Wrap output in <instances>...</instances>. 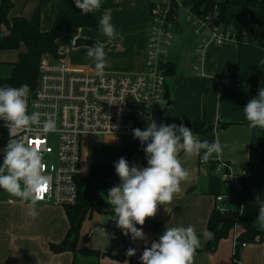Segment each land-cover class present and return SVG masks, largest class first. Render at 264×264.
<instances>
[{
    "label": "crops",
    "instance_id": "0c3cea01",
    "mask_svg": "<svg viewBox=\"0 0 264 264\" xmlns=\"http://www.w3.org/2000/svg\"><path fill=\"white\" fill-rule=\"evenodd\" d=\"M32 1H36V6H33ZM153 4L152 0H101L100 9L95 11L97 20L99 21L105 13H110L111 23L123 37L122 39L117 37L109 42L108 38L99 31L97 32L98 37L93 38L94 41L105 44L106 55L119 59V62L110 68L137 71L134 73L127 72V74L144 72L149 40L150 9ZM186 7L189 15L192 7ZM72 8H76L74 0H18L11 17L23 16L30 19L29 17L40 9L41 31L47 33L52 29L58 14ZM125 11L127 13L123 14ZM253 11L255 13L252 16L251 12ZM250 21L256 30L258 26V11L256 9L250 10ZM186 22L187 24L184 25L176 23L175 26L180 37V47L183 50L198 43V53L205 49L203 54L199 53L202 55L201 69H199V65L195 69H182L177 60L170 58L168 53V61L173 69L167 81V92L171 106L165 116L170 110H173L174 113L178 112L176 111L178 103L188 98L193 87L197 86L193 84L194 80L200 78V83L204 86L211 85L210 82L213 81L216 90L212 91L211 98L208 99V105L210 104L211 107L205 114L208 123L206 125L212 127L213 131L205 136L197 137L201 141L218 139L224 149L227 143L224 141L226 136L230 134L246 136L243 140L244 151L242 156L244 161L241 167L236 166V158L231 153L226 154L223 150L222 162L231 166L233 183H236L245 174L251 147L260 145L263 138L261 142H254L252 138L247 137L250 126L243 108L251 99L250 90L247 85L242 84L238 87L229 77L235 67L239 66L242 72H251L253 78L262 81L264 77V51L253 46L239 47L234 42L236 45L226 46L219 57H215L213 61L210 59L208 63L210 48L216 44L207 39L210 35L207 31V35H203V37L201 33L193 37L189 31L191 27L188 28L190 25L188 19ZM85 30L90 29H79L78 31ZM15 63H12V66ZM81 68H88L96 72L89 64L83 65ZM188 72H192V75L186 76ZM111 74L122 73L114 72ZM202 116L200 110L190 108L177 119L189 122L204 121L201 120ZM224 124H228V127L218 132L217 128ZM108 142L118 144L117 141L111 139ZM228 143L230 145L231 141ZM179 159L182 166L190 171V179L181 182L182 191L175 196L171 204L158 205L156 216L148 218L143 225L149 248L153 241L158 242L159 236L166 230V226L187 227L192 225L198 237L203 240V231L208 230L209 220L213 212L218 207L225 210L229 208L227 207L229 186L216 171L220 161L211 159L207 164H203L199 156L188 158L183 151L179 153ZM229 184L232 185V183ZM253 191L255 199L258 196L262 199L263 186L256 185L253 187ZM219 197H223L224 201L219 202ZM254 203L259 208L255 200ZM36 211L38 215L35 218L30 217L27 214L26 203H21L18 198L0 189V264H53V253L56 254V252L51 247L60 246L63 243L70 228L69 220L62 207L38 203ZM242 233V228L236 227L229 237L218 243L214 252H207L203 249L197 252L194 257V264H234L235 239L239 238ZM246 245V248L242 249L240 253V264H264V243Z\"/></svg>",
    "mask_w": 264,
    "mask_h": 264
},
{
    "label": "built area",
    "instance_id": "2783aa9c",
    "mask_svg": "<svg viewBox=\"0 0 264 264\" xmlns=\"http://www.w3.org/2000/svg\"><path fill=\"white\" fill-rule=\"evenodd\" d=\"M181 1L184 4L186 0ZM179 4L180 0H163L151 7L152 31L146 50V69L142 73H105L100 77L91 69L71 65L62 52H59V59L50 56L42 58L37 88L29 93L28 113H40L42 121L52 116L57 130L47 134L21 131L14 136L15 139H25L29 143L39 141L46 164L45 175L50 180L48 190L39 203L62 208L76 205L77 177H87L90 174L95 161L92 153L96 145L121 148L126 141L136 139L133 136L134 129L144 130L149 117L154 120L162 110L159 109L160 106L169 103L168 47L171 32L177 23L175 13ZM216 20L215 14L199 17L195 12H190L189 22H193L197 35L206 29L212 34L210 42L218 46L236 43L235 33L224 30L222 25L217 28L214 25ZM204 50L199 53L203 54ZM236 85L240 87L242 84ZM5 124L0 119V146H4L11 138ZM109 139L118 144L108 142ZM222 163L226 167L219 172L221 178L236 185L233 183L231 166L226 162ZM132 164L133 162L129 166ZM237 191L240 192L239 187ZM106 194L108 195V191ZM218 201L223 202V197H219ZM107 204L109 229L116 236V245H124L125 256L130 259V264H141L140 256L145 247H148L146 239L134 241L131 234L125 236L112 219V206ZM221 208L218 207L217 210ZM225 211L224 209L222 213ZM135 226L142 227L143 230V226ZM246 246L239 245L237 238L235 239L234 264H240V253ZM129 248L136 249L134 256L126 255Z\"/></svg>",
    "mask_w": 264,
    "mask_h": 264
},
{
    "label": "clouds",
    "instance_id": "9594fccd",
    "mask_svg": "<svg viewBox=\"0 0 264 264\" xmlns=\"http://www.w3.org/2000/svg\"><path fill=\"white\" fill-rule=\"evenodd\" d=\"M74 3L85 15L101 7V0H74ZM111 19V14L105 13L99 20L100 31L109 42L117 37L123 38L115 30ZM87 56L94 61L96 74L103 77L105 68L109 66L105 44L97 42L89 47ZM29 93L27 84L0 88V119L6 122L5 126L11 137L3 150L0 189L18 198L21 203H26L27 214L35 218L38 215L37 204L43 199L50 184L49 177L45 175L46 164L37 141L29 143L25 139H15L14 136L21 131L47 134L55 132L57 128L52 116L42 121L40 113H28ZM243 111L250 127L264 129V87H260L258 96L250 99ZM133 136L141 144L146 143L143 151L147 157V167H130L125 158H119L114 166L120 183L110 188L104 199L112 206V219L116 226L125 236L131 234V239L135 241L146 239L142 227L137 228L135 225L143 226L148 218H154L158 205L171 204L182 191L181 182L190 179V171L182 166L179 159L181 151L188 158L199 156L203 164L211 159L220 161L216 169L218 173L226 166L222 163L223 148L219 140L201 141L183 123L157 125L149 117L147 127L144 130L134 129ZM100 195L103 197V193ZM255 201L259 205L255 223L264 231V200L258 196ZM243 209L241 206V215H244ZM219 211L223 212L224 209ZM214 236L215 233L207 229L203 231L204 242L214 239ZM201 246V240L192 225L166 226L158 242L153 241L150 248L145 247L140 261L141 264H194L197 249ZM135 254L134 248H129L126 252L129 257ZM116 264L119 262L116 261Z\"/></svg>",
    "mask_w": 264,
    "mask_h": 264
},
{
    "label": "trees",
    "instance_id": "16d2710c",
    "mask_svg": "<svg viewBox=\"0 0 264 264\" xmlns=\"http://www.w3.org/2000/svg\"><path fill=\"white\" fill-rule=\"evenodd\" d=\"M18 0H0V50L19 51L22 47L25 52L20 53L18 61L13 65V74L9 79H0V88L6 86L20 87L27 84L30 91H34L38 85L39 65L44 56L59 59L60 47L58 42L79 29H90L99 31V21L96 13L82 14L78 8H72L60 12L55 20L52 29L43 33L41 31V11L38 9L31 19L23 16L11 17ZM185 6H191L192 12L199 17L215 14L217 20L226 31H233L236 35V44L239 47L253 46L264 51V0H196L185 1ZM258 11V26L256 30L250 21V10ZM176 14V13H175ZM5 27L8 34L1 39V30ZM168 76L172 74L173 67L167 66ZM251 72H242L236 66L230 75L235 83L247 85L251 98L258 96L257 90L260 81L252 77ZM193 130L196 136H205L213 131L204 121L189 122L175 120L172 124L180 125ZM228 124L220 125L218 132L226 129ZM213 142V141H209ZM138 139L126 141L124 145L116 150L110 164H104L98 160L94 161L91 172L87 177H77L78 201L76 205L64 208L69 220L70 228L65 240L60 246H52L56 253H62L67 249L69 243L76 241L83 223L92 219L95 214H106L108 204L100 193L107 192L112 186L120 183L115 171V162L123 157L128 162L136 163L139 167H147V157ZM259 164V171H256ZM236 185L229 184L228 210L224 213L215 210L209 220L208 230L215 233L214 239L204 242L201 240L202 249L207 252H214L218 243L229 237L236 228L241 227L242 235L237 238L239 245L264 243V231L256 225L258 208L254 203L253 187L264 186V133L263 141L258 146H252L250 157L246 164L245 174ZM240 188V192L237 188ZM230 202H232L230 204ZM241 206L244 207V215H241ZM83 254H92V251L82 250ZM196 252V253H197Z\"/></svg>",
    "mask_w": 264,
    "mask_h": 264
},
{
    "label": "rangeland",
    "instance_id": "374dc122",
    "mask_svg": "<svg viewBox=\"0 0 264 264\" xmlns=\"http://www.w3.org/2000/svg\"><path fill=\"white\" fill-rule=\"evenodd\" d=\"M163 0H152V2L156 4H160ZM33 6H36V1H32ZM181 4L177 7L176 12V21L180 25L187 24L186 20L190 18V14L188 15V9L185 6V4H182V1L180 0ZM154 5V7H155ZM177 6V5H176ZM191 9V8H190ZM255 11V10H254ZM251 12L252 16L255 12ZM127 13L126 11L123 13ZM29 14V13H28ZM29 17L30 19L32 18ZM190 25H188L190 34L195 37L196 29L193 27V22H189ZM176 26V25H175ZM100 31V30H99ZM94 30H85L79 32L78 30L73 31L72 33L65 36L61 43L65 45V47H62L60 49V52L65 54V59L70 63L77 66H83L88 65L93 67L95 70L94 61L92 58H89L87 56V52L89 48H79L74 49L73 48V40L77 37L84 38V39H90L95 40V36L98 37L99 34ZM151 18H150V24L148 27V33L149 38L151 35ZM206 31L209 32L206 29H203L201 31L202 37L203 35H207ZM8 34L5 27H2L1 30V39L6 37ZM208 40L211 39L212 34L209 32ZM172 38L169 40L170 47H168V53L170 58H174L177 60L179 67L182 69H195L196 66L201 69L200 62L202 60V55L198 53L199 45L198 43L190 45L188 48H182L180 47L179 43V34L176 32L175 27L171 32ZM92 38V39H91ZM107 44V43H106ZM200 44V43H199ZM235 43L232 42V44H226L224 46H217L213 45L210 48V57L209 60L216 57H219V55L222 53L223 48H225L228 45H234ZM236 45V44H235ZM185 47V46H184ZM214 51V52H213ZM25 52V48L22 47L19 51H2L0 50V79H9L12 77L13 74V66L12 63L17 62L19 59L20 53ZM106 60L108 61V65L105 68V72H119L122 74L134 73L137 71H134L133 69H112L110 67H113V65L117 64L119 62V59L117 57L108 56L106 55ZM199 61V64H198ZM210 61V63H212ZM186 72L188 70H185ZM188 74L192 75V72L186 73V76ZM202 73L200 72V75ZM198 80V81H197ZM197 80H194L193 84L197 85L195 88L193 87V91L190 93L188 98L183 99L180 101L177 105L176 111L177 113L172 112L173 110H170L169 113L162 119L161 123L164 124H172L177 119L178 116L186 113L190 108L198 109L201 111V114L203 115L201 117V120H204L207 123V119L205 117V114L207 110H210L211 105H208V99L211 98L212 91L216 88L214 87L215 83L213 81H209L211 85H202L200 82V78ZM226 80V79H225ZM196 81V82H195ZM258 90L260 87H264V77L262 81L259 83ZM236 85V84H235ZM204 86V87H203ZM257 90V93H258ZM252 99V98H251ZM167 104L160 106V110L164 109ZM199 121V120H198ZM160 123V124H161ZM249 132L247 134V137L252 138L254 142H261L263 138L264 129H261L259 127L252 128L249 127ZM6 134V131H3ZM246 136L239 135V136H233V134H230L229 136H226L224 141H231V144L226 143V146L224 147V153L229 154L231 153L236 158V166L241 167L243 159V151H244V142ZM7 143L4 146H0V165L3 163L4 159V148L6 147ZM119 147H112V146H106L104 144H98L96 145L94 152L92 153V158L94 160H98L99 162H102L104 164H110L112 162V156L116 150H119ZM135 165L138 167L136 163H133L132 166ZM259 164L257 165L256 171H259ZM244 176V175H243ZM221 178V176L219 175ZM237 183V182H236ZM227 186H229V183H227ZM103 197H107L106 192H103ZM264 200V186H263V194L262 199ZM105 228V232L102 230ZM116 238V236L113 234V232L109 229V218L106 214H95L92 219H87L80 230L79 236L76 241L72 240L69 245L67 246V249L62 253H53V264H116V261L119 262V264H130V259L125 256V247L123 244H118L115 246L113 251L110 254L106 253V250L110 247L111 242ZM82 250H89L92 251V254L85 255L81 251ZM234 263V262H233Z\"/></svg>",
    "mask_w": 264,
    "mask_h": 264
},
{
    "label": "water",
    "instance_id": "95a60500",
    "mask_svg": "<svg viewBox=\"0 0 264 264\" xmlns=\"http://www.w3.org/2000/svg\"><path fill=\"white\" fill-rule=\"evenodd\" d=\"M188 1H189V2H193V1H196V0H188ZM214 25L218 28V27H220L221 23H220L218 20H216L215 23H214ZM96 43H97V42L94 41V40L84 39V38L77 37V38H75V39L73 40V48H74V49H79V48H89V47L95 45ZM58 45H59L60 48L65 47V45L62 44L61 42H58ZM170 106H171V102H169V103L167 104V106H166L164 109H162V110H161V111L155 116L154 121L156 122L157 125H159V124L161 123L162 119L164 118V116H165V114L167 113V110H168V108H169ZM231 203H232V202H230V204H231ZM116 243H117V240H116V239H114V240L111 242L110 247L106 250V253H107V254H110V253L113 251V249H114L115 246H116Z\"/></svg>",
    "mask_w": 264,
    "mask_h": 264
},
{
    "label": "snow or ice",
    "instance_id": "6c2138e0",
    "mask_svg": "<svg viewBox=\"0 0 264 264\" xmlns=\"http://www.w3.org/2000/svg\"><path fill=\"white\" fill-rule=\"evenodd\" d=\"M37 143H39V141H37Z\"/></svg>",
    "mask_w": 264,
    "mask_h": 264
}]
</instances>
